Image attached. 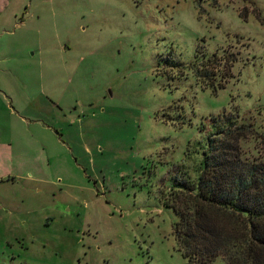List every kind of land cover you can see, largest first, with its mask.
<instances>
[{
  "label": "rangeland",
  "instance_id": "1",
  "mask_svg": "<svg viewBox=\"0 0 264 264\" xmlns=\"http://www.w3.org/2000/svg\"><path fill=\"white\" fill-rule=\"evenodd\" d=\"M233 108L264 130V0H0V264H188L164 199Z\"/></svg>",
  "mask_w": 264,
  "mask_h": 264
},
{
  "label": "trees",
  "instance_id": "2",
  "mask_svg": "<svg viewBox=\"0 0 264 264\" xmlns=\"http://www.w3.org/2000/svg\"><path fill=\"white\" fill-rule=\"evenodd\" d=\"M212 59L215 67L222 58L211 52L203 64ZM234 59L227 58L226 70ZM210 74L204 76L214 91L224 86ZM240 116L233 108L211 117L214 131L198 176L175 175L164 197L177 214L173 233L188 264H207L219 255L226 264H264V130ZM248 141L255 152L244 150Z\"/></svg>",
  "mask_w": 264,
  "mask_h": 264
}]
</instances>
